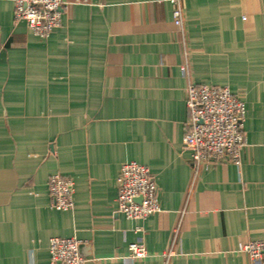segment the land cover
<instances>
[{
  "label": "crops",
  "instance_id": "0c3cea01",
  "mask_svg": "<svg viewBox=\"0 0 264 264\" xmlns=\"http://www.w3.org/2000/svg\"><path fill=\"white\" fill-rule=\"evenodd\" d=\"M41 38L0 0V264H50L52 237L84 264H264V0H63ZM224 85L245 103L240 166L192 167L186 87ZM125 161L149 168L159 211L116 210ZM74 182L51 205L48 178ZM140 241L147 256L128 257Z\"/></svg>",
  "mask_w": 264,
  "mask_h": 264
},
{
  "label": "built area",
  "instance_id": "2783aa9c",
  "mask_svg": "<svg viewBox=\"0 0 264 264\" xmlns=\"http://www.w3.org/2000/svg\"><path fill=\"white\" fill-rule=\"evenodd\" d=\"M171 5L172 21L182 25L184 0H165ZM63 0H13L14 21H25L36 36L45 38L61 23ZM188 112L184 146L192 150V167H207L216 160H227L240 166L245 146L243 119L245 103L224 85L186 87ZM116 210L127 219H145L159 211L158 190L149 168L133 161L121 164L117 176ZM51 205L57 210L73 208L74 182L59 173L48 178ZM50 264H84L75 238L52 237L48 242ZM252 263L264 262V239L244 243L240 249ZM147 256L145 246L136 241L128 245V257Z\"/></svg>",
  "mask_w": 264,
  "mask_h": 264
}]
</instances>
